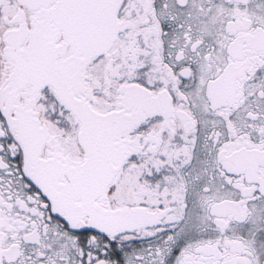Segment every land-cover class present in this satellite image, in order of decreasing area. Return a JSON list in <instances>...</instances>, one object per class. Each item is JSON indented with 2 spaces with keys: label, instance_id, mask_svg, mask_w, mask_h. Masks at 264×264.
<instances>
[{
  "label": "snow or ice",
  "instance_id": "6c2138e0",
  "mask_svg": "<svg viewBox=\"0 0 264 264\" xmlns=\"http://www.w3.org/2000/svg\"><path fill=\"white\" fill-rule=\"evenodd\" d=\"M0 264H264V0H0Z\"/></svg>",
  "mask_w": 264,
  "mask_h": 264
}]
</instances>
